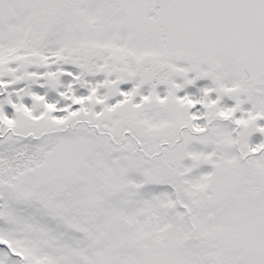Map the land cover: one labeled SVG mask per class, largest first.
I'll return each instance as SVG.
<instances>
[{
	"label": "snow or ice",
	"instance_id": "snow-or-ice-1",
	"mask_svg": "<svg viewBox=\"0 0 264 264\" xmlns=\"http://www.w3.org/2000/svg\"><path fill=\"white\" fill-rule=\"evenodd\" d=\"M0 264H264V0H0Z\"/></svg>",
	"mask_w": 264,
	"mask_h": 264
}]
</instances>
